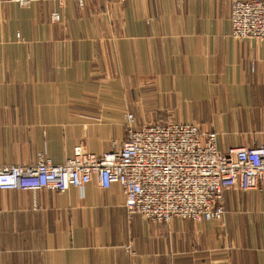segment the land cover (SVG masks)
Wrapping results in <instances>:
<instances>
[{"label": "crops", "instance_id": "1", "mask_svg": "<svg viewBox=\"0 0 264 264\" xmlns=\"http://www.w3.org/2000/svg\"><path fill=\"white\" fill-rule=\"evenodd\" d=\"M115 7L0 0V165L39 152L62 163L77 144L100 154L124 138L128 110L200 123L264 104V41L231 36L230 0ZM216 132L220 149L264 143ZM223 202L220 221L156 223L127 214L118 184L0 190V264H264V186L227 189Z\"/></svg>", "mask_w": 264, "mask_h": 264}, {"label": "built area", "instance_id": "2", "mask_svg": "<svg viewBox=\"0 0 264 264\" xmlns=\"http://www.w3.org/2000/svg\"><path fill=\"white\" fill-rule=\"evenodd\" d=\"M9 1L28 6L67 0ZM51 18L58 21L60 15L53 12ZM230 25L234 39L264 41V0H230ZM125 120L124 138L100 154L76 145L62 163L42 156L34 163L0 165V190L63 192L90 182L99 188L118 184L129 216L162 223L173 218L220 221L225 190L264 186V143L220 149L217 132L196 123L136 126L131 113Z\"/></svg>", "mask_w": 264, "mask_h": 264}, {"label": "rangeland", "instance_id": "3", "mask_svg": "<svg viewBox=\"0 0 264 264\" xmlns=\"http://www.w3.org/2000/svg\"><path fill=\"white\" fill-rule=\"evenodd\" d=\"M108 1L112 2L113 4L116 3V7L114 9L117 10V13H118V10L121 9V6L125 0H108ZM114 9L112 11H114ZM112 11H110V12H112ZM107 13H109V12H107ZM214 106L216 107V105H214ZM235 108L236 109H234V111H233L234 116H231V118H229V119L225 116V111L227 113L228 110H227L226 106H224V108H215L214 114H212V112L210 114H208L209 117H213L212 119H210V120H208V119L203 120L202 119V120H199L200 123L195 122V121L191 122V123H196V124L200 125L202 127V129H208V130L212 129L214 131L218 130V127L222 130L224 129L225 131L228 130V131H232L234 133H238L241 130H248L249 132L252 133L253 138L257 137L260 139H264V122L260 123L259 125L256 124V108H258L260 110L259 111L260 114L264 115V104L246 105L245 106L246 112L239 105ZM131 112H132L131 110H128V112L125 113L124 130H126V125H125L126 124V120H125L126 114L131 113ZM133 117H135V115H133ZM142 122L143 123H161V120H157V121L156 120H153V121H142V120H140L139 121V120H136V117L134 118V124L136 126L143 124ZM171 122H178V121H171ZM230 124H232V125H230ZM225 128H227V129H225ZM255 143H256V141H255ZM77 145H81V144H77ZM81 146L83 147V145H81ZM42 156L48 157L45 154V152H39L37 154L36 161L39 158H41Z\"/></svg>", "mask_w": 264, "mask_h": 264}]
</instances>
